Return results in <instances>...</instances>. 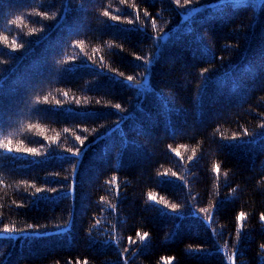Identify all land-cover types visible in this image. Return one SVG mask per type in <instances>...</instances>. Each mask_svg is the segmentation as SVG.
<instances>
[{
  "label": "trees",
  "instance_id": "obj_1",
  "mask_svg": "<svg viewBox=\"0 0 264 264\" xmlns=\"http://www.w3.org/2000/svg\"><path fill=\"white\" fill-rule=\"evenodd\" d=\"M0 146V264H264V0H0Z\"/></svg>",
  "mask_w": 264,
  "mask_h": 264
},
{
  "label": "snow or ice",
  "instance_id": "obj_2",
  "mask_svg": "<svg viewBox=\"0 0 264 264\" xmlns=\"http://www.w3.org/2000/svg\"><path fill=\"white\" fill-rule=\"evenodd\" d=\"M177 2H178V0H177ZM105 15H108V13L106 12ZM113 19H116V17H113ZM14 23H15V22H14ZM129 23H131V21H129ZM128 79L131 80L132 78L129 77ZM116 107H119V105H117ZM0 147H3V146H0ZM8 150L11 151V149H8ZM28 151H33V149H28ZM177 154H179V153H177ZM217 171H219V168H218V167H217ZM38 191H39V189H38ZM246 218H247V217L245 216V213L241 212V213L239 214L238 220L243 221V220H245ZM260 219H261L262 221H264V215H261ZM243 226H244L243 223H241V224H240V228L242 229ZM146 237H147V233H144V234L141 236V239L143 240V239L146 238Z\"/></svg>",
  "mask_w": 264,
  "mask_h": 264
}]
</instances>
